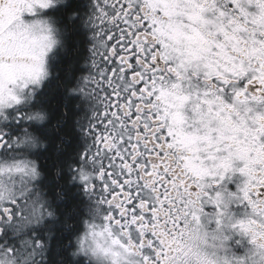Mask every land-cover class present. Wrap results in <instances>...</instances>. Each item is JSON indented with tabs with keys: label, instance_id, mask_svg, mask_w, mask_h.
<instances>
[{
	"label": "snow or ice",
	"instance_id": "6c2138e0",
	"mask_svg": "<svg viewBox=\"0 0 264 264\" xmlns=\"http://www.w3.org/2000/svg\"><path fill=\"white\" fill-rule=\"evenodd\" d=\"M148 2L150 6L167 5L173 0ZM224 3L225 7L219 10L220 34L222 42H228L235 55H230L226 63L193 76L169 59L171 37L160 27V16L169 13L167 8L154 9L158 15L150 17L134 0H111L104 7L111 9L115 22L105 18L107 12L94 17L96 35L104 41L103 51L96 49L99 60L92 62L95 75L88 78L99 89L91 94L96 102L93 118L98 122L92 129L99 128V132L93 131L94 154H86L83 159L99 163L95 181L102 185L99 200L107 206L106 227L115 226L126 233L133 248L138 246L144 264H162L175 242L168 238L181 235L189 219L199 221V213L206 214L209 205L217 212L218 227L226 215L227 205L221 207V192L207 191L199 182L209 175L208 170L188 157L177 161L170 156L181 141H191L183 126L182 113L169 111L176 107L173 101L188 100V95L183 93L187 86L194 90L201 104L208 105L212 114L218 108L264 104V48L249 46L238 35L250 31L261 18L249 19L248 13L237 7L238 0H224ZM261 8L264 9V4ZM250 35L255 37L256 33L251 31ZM249 118L264 133V123H260L264 116L257 112ZM3 142L0 137V144ZM257 152L264 153V135L254 133L238 152L245 161L238 171L248 179L236 185L235 193H229L245 212V217L235 219L231 228L244 235L251 233V244H256L258 236L264 237V233L256 231L255 219L264 215V208L258 207L264 202V183L252 184L249 175V165ZM24 167L22 161H17L13 166L0 167V172H23ZM82 179L88 178L82 176ZM212 179L219 185L225 176L212 174ZM86 186L91 191L97 187L92 182ZM146 192L154 195L146 196ZM8 205L0 207V218L11 221L13 215L21 216L23 210L17 200ZM161 209H166L167 214L161 215ZM249 211L252 215H248ZM40 214L41 208L35 204L33 216ZM22 218L28 220L26 216ZM258 247L264 248V244Z\"/></svg>",
	"mask_w": 264,
	"mask_h": 264
},
{
	"label": "clouds",
	"instance_id": "9594fccd",
	"mask_svg": "<svg viewBox=\"0 0 264 264\" xmlns=\"http://www.w3.org/2000/svg\"><path fill=\"white\" fill-rule=\"evenodd\" d=\"M106 2L111 3V0L91 2L89 26L93 25L94 17L106 12L105 18L111 23L115 22L111 9L106 10L104 7ZM134 2L150 17L158 15L154 9L169 10L168 14L160 16V27L171 37L168 40V50L171 52L169 59L182 67L187 75L193 76L222 65L230 55H235L228 42H222L220 34L222 21L219 10L225 7L224 0H173L167 5L154 3L151 6L148 0ZM64 3L65 0H0V118L8 109L30 105L35 94L52 77L50 59L62 45V34L55 17L44 13ZM262 4L264 0H238L237 3L238 8L248 13L249 19L261 18L250 31L238 33L249 42V46L257 48H264ZM251 31L256 33L255 37L250 35ZM89 38L93 41L91 47L103 49L104 41L97 37L96 31L90 33ZM80 81L69 89L70 94L81 93L79 89L83 77ZM183 93L188 95V100L173 101L176 107L169 111L182 113L183 126L191 141H181L170 156L177 161L181 157H188L200 168L207 169L209 175L199 182L205 185L207 191L221 192V207L226 204L227 208L219 227L216 223L217 212L211 205L206 214L199 213V221L189 219L181 235L168 238L175 242L162 264H264V248L258 247L264 244V237L258 236L256 244H251V233L244 235L231 228L235 219L245 217V212L243 210L240 216L234 214L232 209L237 206V202L229 193L236 191L227 187L234 176L237 184L248 179L238 171L245 163L239 158L238 152L253 138L254 133L264 135L258 131V124L249 118L257 112L264 116V104L236 105L232 109L222 110L218 108L217 113L212 114L208 111V105L201 104L193 89L186 86ZM249 107L251 111L246 110ZM24 116L36 124H42L48 118L47 112L40 108H29ZM260 123H264V120ZM5 131L0 128V137ZM13 143L22 144L32 151L44 145L39 137L31 133L13 138ZM253 160L249 165L251 183H264V153H255ZM22 162L25 165L23 172H0V207L23 198L29 184L42 176L35 160L25 159ZM15 163L0 161V167H10ZM86 163L88 167L80 168L76 178L81 183H93L99 174V163ZM212 174H223L225 180L216 185ZM82 176L88 179H82ZM145 195L153 196L154 193L146 192ZM35 204L36 201H29L22 207L29 221L40 218V215L33 216ZM258 207L264 208V202ZM43 214L53 213L45 209ZM160 214L166 215L167 210L161 209ZM248 215H252L251 211ZM106 216L107 207L100 200L95 201L88 217L82 220L81 231L72 237L73 248L69 254L74 259L83 257L85 264H144L138 246L133 248L126 233L120 232L115 226L106 227ZM255 219L258 221L256 231L264 233V215L255 216ZM233 235L246 241V247L240 253H236L228 243ZM0 264H24V259L18 252L0 246Z\"/></svg>",
	"mask_w": 264,
	"mask_h": 264
},
{
	"label": "flooded vegetation",
	"instance_id": "af4514ba",
	"mask_svg": "<svg viewBox=\"0 0 264 264\" xmlns=\"http://www.w3.org/2000/svg\"><path fill=\"white\" fill-rule=\"evenodd\" d=\"M91 2L94 3L95 0H65L64 4L44 13L55 17L62 34V45L50 59L53 75L35 94L30 105L8 109L0 118L2 119L0 128L6 129L2 136L4 142L0 144V161L35 160L42 173L40 179L29 184L24 197L17 200L21 208L23 200L30 199L36 201L41 208L37 237L42 249L38 260H41L42 264H49L51 241L55 234L59 235L62 231V224L66 230L64 233L67 238L66 250L68 254L70 253L73 248L72 237L81 231L82 220L88 217L95 201L102 195V185L99 181H93L97 187L91 191L90 186L76 178L80 168L88 167L83 157L86 154H94L93 131L99 132V128L92 129L98 122L93 118L96 102L91 98L93 90L99 89L88 80L90 76L95 75L93 60L100 58L96 48L91 47L93 41L89 38L90 33L98 31L93 25L89 26ZM95 23L99 25L100 21L95 20ZM104 39L107 40V36ZM80 49L78 68L69 76L70 78L65 79L69 75L67 63L73 55L79 54ZM81 77H83L79 89L81 93L70 94L69 89L80 83ZM96 78L99 79L98 76ZM54 85L57 87L50 90L49 88ZM29 108L45 110L48 114L47 120L42 124L26 120L24 113ZM25 133L35 134L44 145L32 151L22 144L13 143V138ZM236 185L237 178L234 176L227 183V187L231 191H236ZM45 209L53 214L44 215ZM232 210L236 216H240L244 209L235 206ZM23 216L22 212L19 217L13 215L11 221L0 218V246L4 237L25 235ZM228 243L236 253L242 252L246 247V241L235 235ZM62 245L61 243L60 248L56 250L60 259L65 253ZM70 260L73 264H85L83 257L74 259L70 255Z\"/></svg>",
	"mask_w": 264,
	"mask_h": 264
},
{
	"label": "rangeland",
	"instance_id": "374dc122",
	"mask_svg": "<svg viewBox=\"0 0 264 264\" xmlns=\"http://www.w3.org/2000/svg\"><path fill=\"white\" fill-rule=\"evenodd\" d=\"M29 201H32V199L23 200V205ZM38 220H24L25 235L17 237L14 235L12 238L8 236L3 239L2 246L14 253L18 252L20 257L24 259V264H37L42 251L37 237Z\"/></svg>",
	"mask_w": 264,
	"mask_h": 264
},
{
	"label": "trees",
	"instance_id": "16d2710c",
	"mask_svg": "<svg viewBox=\"0 0 264 264\" xmlns=\"http://www.w3.org/2000/svg\"><path fill=\"white\" fill-rule=\"evenodd\" d=\"M80 38V37H79ZM79 40V39H78ZM74 52V50H73ZM79 54H77L76 56L73 55L68 63H67V67H69L68 69V73L69 75L65 77V79H67V77L71 76L76 70H77V64H78V61H79V57H80V53H81V49L80 51H78ZM70 78V77H69ZM65 85V84H64ZM66 86V85H65ZM57 87V85H54V87L52 88H49L50 90H53V88ZM65 226L64 224H62V231H60L59 235L58 233L55 234V237L52 238V241H51V249L49 250V264H73L71 263V260H70V255L67 253V248H66V240L67 238H65ZM53 232H54V228H53ZM37 236H38V231H37ZM61 243L63 244L61 247L63 248V251L65 250V253H64V256L62 259H60L61 257H59L57 254H56V250H58L60 247L59 245H61ZM38 263L37 264H42V261L41 260H38L37 261Z\"/></svg>",
	"mask_w": 264,
	"mask_h": 264
}]
</instances>
